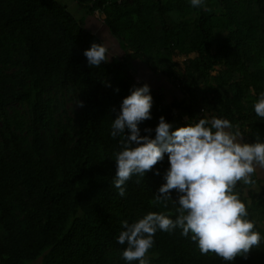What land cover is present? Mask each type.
I'll use <instances>...</instances> for the list:
<instances>
[{"label":"trees","instance_id":"obj_1","mask_svg":"<svg viewBox=\"0 0 264 264\" xmlns=\"http://www.w3.org/2000/svg\"><path fill=\"white\" fill-rule=\"evenodd\" d=\"M75 1L73 10L58 0H0V264H139L123 258L122 221L176 219L179 205L156 199L167 153L144 177L132 175L124 197L114 185L122 137L111 136L112 123L147 84L139 61L173 86L168 95L149 85L141 135L151 128L155 138L162 116L172 131L222 118L244 142L264 141L254 108L264 94V0ZM100 16L122 53L90 68L84 52L104 42L93 27ZM251 178L234 189L261 234L246 258L203 255L176 228L157 230L148 264H264V186Z\"/></svg>","mask_w":264,"mask_h":264},{"label":"clouds","instance_id":"obj_2","mask_svg":"<svg viewBox=\"0 0 264 264\" xmlns=\"http://www.w3.org/2000/svg\"><path fill=\"white\" fill-rule=\"evenodd\" d=\"M191 4L202 6L203 0H191ZM104 35V42L93 43L84 52L90 68L110 61ZM152 105L147 84L134 88L122 101L111 131L114 139L122 137V150L115 155L114 185L124 197L126 182L132 175L144 177L167 153L170 168L156 199L178 204V215L173 220L163 213H149L131 224L122 221L118 243L127 244L123 258L148 264L146 253L154 244L157 230L172 232L176 228L182 229L185 237L191 233L203 255L212 252L225 261H234L237 256L246 258L253 247H259L261 234L254 231L255 222L247 218L246 204L234 189L239 181L252 184V175L264 169V141L257 136L255 143L244 142L240 131H233L230 121L222 118L200 119L172 131V125L162 116L155 138L151 137V128L144 129L149 135H141L139 125L151 119ZM254 108L264 118V94ZM126 129L130 134H125ZM172 190L177 191L178 200L172 198Z\"/></svg>","mask_w":264,"mask_h":264},{"label":"rangeland","instance_id":"obj_3","mask_svg":"<svg viewBox=\"0 0 264 264\" xmlns=\"http://www.w3.org/2000/svg\"><path fill=\"white\" fill-rule=\"evenodd\" d=\"M63 4H67L68 6H70V8H73V10L75 9L74 6H76V1L75 0H58ZM81 14H78V16H80ZM89 22L93 21L91 19V17L88 18ZM95 21V20H94ZM95 28V32L98 33L103 40L106 39L105 37V33L107 36V41H108V46H109V55L110 58L114 55H118L120 56L122 51L121 48L119 46V42L118 40L112 36V34L109 32V30L106 28V26L102 23V16H100L99 18V22L96 23L95 26H93ZM137 67L139 70V73L137 74V79L139 82L145 80L146 83L148 85H150L151 87L157 88V89H164L165 92H167V94H171V92L173 91V86L172 88L168 85L167 80L160 76V75H154L149 68L147 67V65L141 61H139L137 63ZM71 109H78L79 105L77 103H69L68 105ZM256 174L258 175V178L263 181L261 182V185L264 186V169H257ZM40 261H36L33 264H39Z\"/></svg>","mask_w":264,"mask_h":264}]
</instances>
